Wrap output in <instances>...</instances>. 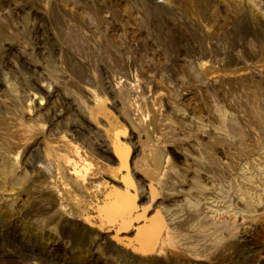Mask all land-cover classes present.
<instances>
[{
  "label": "rangeland",
  "instance_id": "374dc122",
  "mask_svg": "<svg viewBox=\"0 0 264 264\" xmlns=\"http://www.w3.org/2000/svg\"><path fill=\"white\" fill-rule=\"evenodd\" d=\"M0 264H264V0H0Z\"/></svg>",
  "mask_w": 264,
  "mask_h": 264
},
{
  "label": "bare ground",
  "instance_id": "6f19581e",
  "mask_svg": "<svg viewBox=\"0 0 264 264\" xmlns=\"http://www.w3.org/2000/svg\"><path fill=\"white\" fill-rule=\"evenodd\" d=\"M146 237H147V236H146ZM149 245H150V244H149ZM151 246L154 247V245H152V244H151ZM151 246H150V247H151Z\"/></svg>",
  "mask_w": 264,
  "mask_h": 264
}]
</instances>
